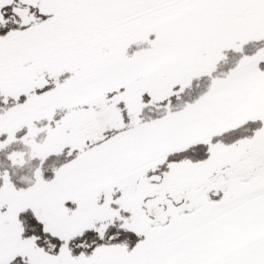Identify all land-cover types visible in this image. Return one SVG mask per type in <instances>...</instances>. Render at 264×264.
Here are the masks:
<instances>
[{
	"label": "snow or ice",
	"instance_id": "snow-or-ice-1",
	"mask_svg": "<svg viewBox=\"0 0 264 264\" xmlns=\"http://www.w3.org/2000/svg\"><path fill=\"white\" fill-rule=\"evenodd\" d=\"M0 264H264V0H0Z\"/></svg>",
	"mask_w": 264,
	"mask_h": 264
}]
</instances>
